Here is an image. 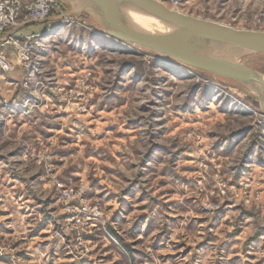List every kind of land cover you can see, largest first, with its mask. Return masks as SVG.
I'll use <instances>...</instances> for the list:
<instances>
[{
  "label": "rangeland",
  "instance_id": "rangeland-1",
  "mask_svg": "<svg viewBox=\"0 0 264 264\" xmlns=\"http://www.w3.org/2000/svg\"><path fill=\"white\" fill-rule=\"evenodd\" d=\"M159 1L264 31V0ZM77 8L0 45V264H264L256 85L121 41ZM236 60L264 76V54Z\"/></svg>",
  "mask_w": 264,
  "mask_h": 264
},
{
  "label": "water",
  "instance_id": "water-1",
  "mask_svg": "<svg viewBox=\"0 0 264 264\" xmlns=\"http://www.w3.org/2000/svg\"><path fill=\"white\" fill-rule=\"evenodd\" d=\"M80 2L89 8L105 33L132 42L185 65L219 75L243 85H260V106L264 112V78L255 69L227 56L225 46H241L264 54V31L241 29L199 18L169 8L159 0H62ZM131 3L173 24L165 33H148L131 27L121 7Z\"/></svg>",
  "mask_w": 264,
  "mask_h": 264
},
{
  "label": "built area",
  "instance_id": "built-area-1",
  "mask_svg": "<svg viewBox=\"0 0 264 264\" xmlns=\"http://www.w3.org/2000/svg\"><path fill=\"white\" fill-rule=\"evenodd\" d=\"M65 3L67 2L62 0H31L27 5L21 0H0V45L10 41L12 35L28 23L45 21L54 13L61 16ZM24 57L25 60L29 59V55ZM1 59H4L2 53ZM75 193L72 187L60 188L62 198H73ZM95 216L96 213H90L86 215V218L93 220ZM77 221L79 222L80 219L78 218Z\"/></svg>",
  "mask_w": 264,
  "mask_h": 264
},
{
  "label": "bare ground",
  "instance_id": "bare-ground-1",
  "mask_svg": "<svg viewBox=\"0 0 264 264\" xmlns=\"http://www.w3.org/2000/svg\"><path fill=\"white\" fill-rule=\"evenodd\" d=\"M74 3H76L78 5V8L76 9V11H78V12L86 11V12L91 13V10L89 8H87V9L83 8L82 3H80V2H78V3L74 2ZM121 10H122V13L124 14V17L126 18V21L128 22V24L136 30H140V31L148 32V33H165V32H168V31L175 28V26L173 24H170V23L162 20L161 18H159V17H157L151 13H148L147 11L140 8L139 6L133 5L131 3L123 5L121 7ZM127 43H131V44L136 45L135 43H132V42H127ZM136 46H138V45H136ZM138 47H140V46H138ZM144 49L150 51V49H147V48H144ZM223 50L226 52L228 57H230L234 60H236L237 56H239L240 54H242L244 52H256L252 49L241 47V46H227V45L225 46V48H223ZM165 58H167L168 60H173V59H170L166 56H165ZM173 61H175V60H173ZM176 62L179 64L185 65L182 62H178V61H176ZM262 77L264 78L263 75H262ZM255 85H256L257 93L260 96V85L258 83H256Z\"/></svg>",
  "mask_w": 264,
  "mask_h": 264
},
{
  "label": "crops",
  "instance_id": "crops-1",
  "mask_svg": "<svg viewBox=\"0 0 264 264\" xmlns=\"http://www.w3.org/2000/svg\"><path fill=\"white\" fill-rule=\"evenodd\" d=\"M23 28V27H22ZM7 75H8V73H7ZM8 76H10V75H8Z\"/></svg>",
  "mask_w": 264,
  "mask_h": 264
}]
</instances>
